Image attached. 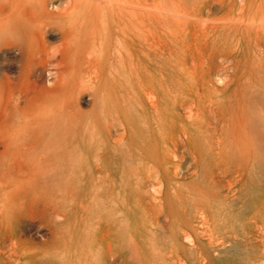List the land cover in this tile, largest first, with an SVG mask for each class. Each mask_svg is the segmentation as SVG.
I'll return each mask as SVG.
<instances>
[{
	"label": "rangeland",
	"instance_id": "obj_1",
	"mask_svg": "<svg viewBox=\"0 0 264 264\" xmlns=\"http://www.w3.org/2000/svg\"><path fill=\"white\" fill-rule=\"evenodd\" d=\"M136 1L167 15L140 23L133 66L111 35L69 127L29 99L53 64L0 49V264H264V0Z\"/></svg>",
	"mask_w": 264,
	"mask_h": 264
},
{
	"label": "bare ground",
	"instance_id": "obj_2",
	"mask_svg": "<svg viewBox=\"0 0 264 264\" xmlns=\"http://www.w3.org/2000/svg\"><path fill=\"white\" fill-rule=\"evenodd\" d=\"M51 1L53 0H0V49L7 46L16 47L22 54V65L27 70L37 64H53L55 70L53 85L51 87L40 86L29 99L35 100L37 106L45 108V121L62 122L64 127H69L68 125L75 123L77 117L82 114L76 105L82 93L87 88H91L94 98L102 88L104 65L112 57L108 42L111 35L118 36L122 29L125 30V27L129 30L127 36L124 33L127 38L117 37L113 45V52L119 59L120 63L118 64L133 66L135 65L133 45L140 23L151 22L153 18L160 21L167 15V12L158 6L141 5L136 0H59V3H55L50 8ZM20 25L27 28L26 36H21V32L18 31L17 28L21 27ZM48 28H52L59 34L58 44L49 45L46 42L47 39L45 40L44 36ZM160 46L165 49L166 42H162ZM19 96L24 95L20 94ZM103 97L105 98L102 96V99ZM121 124L124 127H122L123 130L127 128L125 122L122 121ZM101 156L102 154L97 155L96 159L98 160ZM61 160L64 166H69L71 169L79 168L81 172L77 173L78 175L105 177L107 180L113 181L109 175L102 176L94 169L84 168L79 160L75 162L72 159L67 160L65 157ZM86 170H88L87 175L84 173ZM130 241L132 243L131 239ZM89 253L86 251V255ZM100 259L101 256L98 260L100 261ZM96 264H100V262L97 261Z\"/></svg>",
	"mask_w": 264,
	"mask_h": 264
}]
</instances>
